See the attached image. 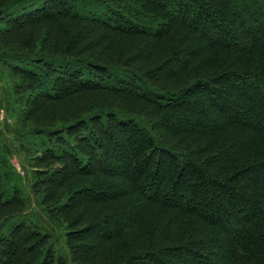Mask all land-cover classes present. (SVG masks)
I'll return each mask as SVG.
<instances>
[{
	"label": "trees",
	"instance_id": "1",
	"mask_svg": "<svg viewBox=\"0 0 264 264\" xmlns=\"http://www.w3.org/2000/svg\"><path fill=\"white\" fill-rule=\"evenodd\" d=\"M0 62L66 247L15 219L0 264H264V0H0Z\"/></svg>",
	"mask_w": 264,
	"mask_h": 264
},
{
	"label": "rangeland",
	"instance_id": "2",
	"mask_svg": "<svg viewBox=\"0 0 264 264\" xmlns=\"http://www.w3.org/2000/svg\"><path fill=\"white\" fill-rule=\"evenodd\" d=\"M97 8V7H96ZM16 80L0 62V176L4 179L2 191L8 194L15 187L24 198L25 206L18 213L4 219L0 230L15 219L35 223L52 236V243L59 254L66 252L64 225L51 221L46 210L32 191L33 171L39 155L40 138L33 134L30 122L18 119L24 100L23 95L13 93ZM15 220V221H17Z\"/></svg>",
	"mask_w": 264,
	"mask_h": 264
}]
</instances>
